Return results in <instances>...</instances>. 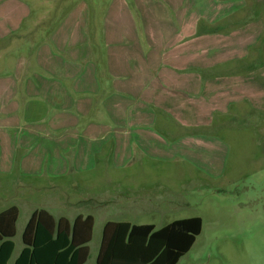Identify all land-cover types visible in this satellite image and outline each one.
<instances>
[{"label":"crops","instance_id":"1","mask_svg":"<svg viewBox=\"0 0 264 264\" xmlns=\"http://www.w3.org/2000/svg\"><path fill=\"white\" fill-rule=\"evenodd\" d=\"M119 5L98 15L95 22L100 26L89 35L80 33L67 41L64 24L47 33L46 43L30 56L19 57L12 73H1L2 170L15 165L24 174L80 171L88 165V157L98 153L93 144L102 139L120 138L117 153L129 155L134 146L145 154L147 140L157 138L151 129L162 126L170 133L169 119L180 127L194 128L205 126L214 114L238 117L263 109L259 69L254 60L248 63L259 39L253 21L247 28L237 24L223 28L224 20L200 17L196 5L184 0H121ZM28 17V13L19 16L17 8L0 16V49L13 48L9 38ZM201 22L209 31L199 29ZM4 53L1 50L0 56ZM42 74L51 78L44 79ZM103 89L107 95L96 103ZM24 96H30L33 104L25 103ZM99 103L114 126L91 122L79 130L81 116L91 114ZM21 106H25L22 112ZM18 111L29 114L19 116ZM21 122L23 128L18 126ZM82 139L91 145L82 146ZM63 154L75 157L69 161ZM76 206L64 207L70 213L53 216L35 210L31 216L44 211L56 221L71 224L77 217H90L93 236L95 217L86 213L90 208ZM107 223L124 222L109 221L104 226Z\"/></svg>","mask_w":264,"mask_h":264},{"label":"rangeland","instance_id":"2","mask_svg":"<svg viewBox=\"0 0 264 264\" xmlns=\"http://www.w3.org/2000/svg\"><path fill=\"white\" fill-rule=\"evenodd\" d=\"M184 1L196 5L200 17L224 20L223 28L230 29L231 24L247 28L253 21L259 39L248 63L256 62L259 86L264 89V0ZM119 4L121 0H0L1 17L16 8L19 16L29 15L9 38L15 43L13 48L0 49L5 52L0 56V77L13 72L19 57L30 56L39 44L46 43L47 33L64 24L67 41L80 33L89 35L100 26L96 17ZM206 26L201 22L199 29L209 31ZM106 95L103 89L96 103ZM29 97L24 96L25 103L32 105ZM24 108L21 106L20 112ZM24 113L18 111L19 116ZM107 117L99 103L91 114L81 116L78 129L91 122L114 126ZM23 124L18 126L23 128ZM20 128L17 134L22 133ZM167 128V134L162 126L151 129L157 138L147 140L145 154L134 146L129 155L117 153L120 138L102 139L93 144L98 153L90 155L88 165L80 171L68 168L63 173L24 174L15 165L8 170L0 168V212L10 206L19 210L12 240L15 249L8 264L14 263L23 247L21 235L32 212L45 210L53 216L70 213L64 209L66 205L89 207L86 213L95 217L87 264H96L106 222L160 229L195 217L202 220L201 233L177 264H264V105L247 116L214 114L203 127L183 128L169 119ZM82 144L91 145L85 139ZM62 157L70 161L75 155Z\"/></svg>","mask_w":264,"mask_h":264},{"label":"trees","instance_id":"3","mask_svg":"<svg viewBox=\"0 0 264 264\" xmlns=\"http://www.w3.org/2000/svg\"><path fill=\"white\" fill-rule=\"evenodd\" d=\"M18 210L0 213V264H8L14 251L12 239ZM93 219L77 217L73 223L54 220L48 213H33L22 233L24 245L14 264H86ZM202 230L198 217L176 220L156 229L154 225L107 223L96 264H177Z\"/></svg>","mask_w":264,"mask_h":264}]
</instances>
